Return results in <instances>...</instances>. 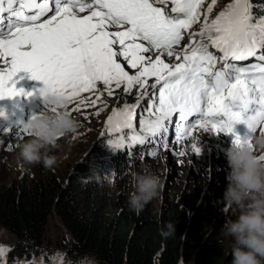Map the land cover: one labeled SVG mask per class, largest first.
Here are the masks:
<instances>
[{"label":"snow or ice","instance_id":"obj_1","mask_svg":"<svg viewBox=\"0 0 264 264\" xmlns=\"http://www.w3.org/2000/svg\"><path fill=\"white\" fill-rule=\"evenodd\" d=\"M217 4L0 0V100L35 94L16 88L20 72L43 82L40 95L52 91L66 108L75 105L71 111L96 107L118 89L136 95L135 88L137 103L125 102L106 118L115 146L130 139L166 149L170 130L177 140L211 130L253 147V134L264 135V10L254 11L253 0H227L213 15ZM237 124L247 126L243 138L234 133ZM8 251L0 246V264Z\"/></svg>","mask_w":264,"mask_h":264},{"label":"trees","instance_id":"obj_2","mask_svg":"<svg viewBox=\"0 0 264 264\" xmlns=\"http://www.w3.org/2000/svg\"><path fill=\"white\" fill-rule=\"evenodd\" d=\"M226 2L218 0V5ZM253 2L254 11L264 10V0ZM124 95L127 98L128 94ZM43 113L51 111L44 107ZM101 150L104 158L80 162L67 182L57 173L28 175L0 189V232L6 234L0 241L7 238L9 244L7 264H40L42 255L43 264H61L57 254L63 249L70 260L67 264H83L93 258L98 264H230L232 243L221 251L196 250L188 230V211L177 201L162 216L145 209L136 213L129 206L110 217L96 208L83 212V206L91 204L84 201L82 205L79 195L91 196L96 185L118 179L126 169L127 161L105 153L104 142ZM98 160L102 163L97 164ZM54 217L67 230L69 243L49 237ZM168 223L175 224V234L165 238L160 230Z\"/></svg>","mask_w":264,"mask_h":264},{"label":"rangeland","instance_id":"obj_3","mask_svg":"<svg viewBox=\"0 0 264 264\" xmlns=\"http://www.w3.org/2000/svg\"><path fill=\"white\" fill-rule=\"evenodd\" d=\"M222 8L223 5L217 4L213 15ZM151 82L153 81L150 80ZM43 86L41 82L32 87L31 92L35 94L31 97L16 96L0 100V111L4 113L0 116V189L20 182L28 175L44 177L57 173L67 182L80 162L105 157L101 150L103 142H107V148L116 153L120 147L113 144L115 134L107 131L106 118L114 108L122 107L125 102L136 104V95H139L134 88L133 92L136 95H127L126 98L118 89L112 97L105 93L96 107L71 111L75 105H69L68 110L81 126L74 136L60 138L59 146L48 151V155L57 156V164L52 169H47L42 163L26 164L18 158L20 144L31 135L25 132L24 128L26 122L35 116L36 102L41 99L37 90ZM98 108L104 110L97 116L95 113ZM206 135L208 136V133ZM212 136L210 135L209 138L213 139ZM216 142H219L217 138L209 147L204 145L197 156L186 151L183 155H179L177 151L169 149L160 154L155 152V155H151L148 159H134L126 166L124 172L119 174L118 179L115 178L111 182L102 181L90 190V193L93 191L94 193L89 197L80 194L79 201L82 205L84 201L91 204L83 206L82 211L87 212L89 208H96L99 214H106L108 217L119 213L128 206V197L133 191L130 183L132 174L141 170L155 173L161 177L162 187L159 196L144 207L146 212L153 216H162L168 212L172 203L177 201L188 211V230L191 232V240L194 241L196 250L198 249V252L208 248L223 250L226 246H230L232 241L231 238L222 235L221 228L226 220L234 219L238 213L223 199L229 183L227 176L231 169L225 148L221 144H214ZM107 148L105 150H108ZM101 163L97 161V164ZM48 232L51 239L60 238L63 244L70 242L67 230L56 217L52 219ZM5 235L0 232V237L3 238ZM5 241H0L1 246L9 245L8 241L6 243ZM57 255L59 256L57 260L61 264L70 261L65 257V249L59 251ZM83 264H92V260L87 259Z\"/></svg>","mask_w":264,"mask_h":264},{"label":"clouds","instance_id":"obj_4","mask_svg":"<svg viewBox=\"0 0 264 264\" xmlns=\"http://www.w3.org/2000/svg\"><path fill=\"white\" fill-rule=\"evenodd\" d=\"M40 96L43 104L55 111L36 115L26 122L31 135L20 144L18 158L26 164L42 163L52 169L57 156L48 155V151L59 146L60 138L74 136L81 125L65 107L68 101L63 96L52 91ZM252 143L253 147L233 143L227 152L231 171L223 199L238 213L221 228L222 235L232 241L230 264H264V161L258 159V152H264V135H257ZM130 183L133 191L127 203L136 213L156 199L162 187L159 175L143 170L133 173ZM160 231L167 238L175 234V224H165ZM92 264L98 262L93 258Z\"/></svg>","mask_w":264,"mask_h":264}]
</instances>
